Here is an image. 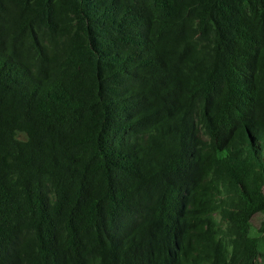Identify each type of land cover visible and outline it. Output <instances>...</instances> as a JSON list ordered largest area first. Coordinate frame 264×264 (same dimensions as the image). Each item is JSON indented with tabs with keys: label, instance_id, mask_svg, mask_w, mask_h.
I'll use <instances>...</instances> for the list:
<instances>
[{
	"label": "trees",
	"instance_id": "1",
	"mask_svg": "<svg viewBox=\"0 0 264 264\" xmlns=\"http://www.w3.org/2000/svg\"><path fill=\"white\" fill-rule=\"evenodd\" d=\"M0 264H264V0H0Z\"/></svg>",
	"mask_w": 264,
	"mask_h": 264
}]
</instances>
